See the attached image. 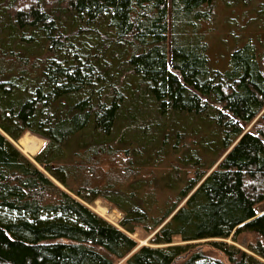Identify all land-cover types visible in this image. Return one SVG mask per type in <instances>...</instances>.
Segmentation results:
<instances>
[{"label": "trees", "instance_id": "16d2710c", "mask_svg": "<svg viewBox=\"0 0 264 264\" xmlns=\"http://www.w3.org/2000/svg\"><path fill=\"white\" fill-rule=\"evenodd\" d=\"M216 2L0 0V264H264V54L211 67Z\"/></svg>", "mask_w": 264, "mask_h": 264}, {"label": "rangeland", "instance_id": "374dc122", "mask_svg": "<svg viewBox=\"0 0 264 264\" xmlns=\"http://www.w3.org/2000/svg\"><path fill=\"white\" fill-rule=\"evenodd\" d=\"M260 8L264 10V0H217L214 6L213 20L210 24V32L207 35L211 60L210 65L213 69L218 71L226 70L230 53L249 38L259 44V52L260 54H264V20L259 15ZM24 139H35L41 142L35 154L25 152L22 146ZM13 143L31 161L47 145L46 140L31 133H26L21 140ZM86 205L110 224L120 228L119 222L123 218V215L118 210L112 208L106 201L97 200L92 204ZM263 211L264 206L258 208L259 214L263 213ZM154 235L155 233L148 234L141 228H138L136 233L131 235V237L138 243V248H140L143 246H153L150 240ZM252 239L250 234H242L239 236L240 241L233 242L229 239L226 243L235 245L246 251L244 244H249L252 242ZM207 242H201L202 251L205 255L210 259L223 261L228 264L226 257L222 253L212 249ZM128 258L117 264H126Z\"/></svg>", "mask_w": 264, "mask_h": 264}, {"label": "bare ground", "instance_id": "6f19581e", "mask_svg": "<svg viewBox=\"0 0 264 264\" xmlns=\"http://www.w3.org/2000/svg\"><path fill=\"white\" fill-rule=\"evenodd\" d=\"M41 142L35 139H24L22 141V146L24 150L28 154H35L36 151L39 149Z\"/></svg>", "mask_w": 264, "mask_h": 264}, {"label": "water", "instance_id": "95a60500", "mask_svg": "<svg viewBox=\"0 0 264 264\" xmlns=\"http://www.w3.org/2000/svg\"><path fill=\"white\" fill-rule=\"evenodd\" d=\"M129 257V256H128Z\"/></svg>", "mask_w": 264, "mask_h": 264}]
</instances>
